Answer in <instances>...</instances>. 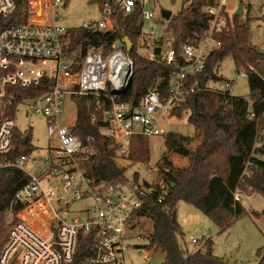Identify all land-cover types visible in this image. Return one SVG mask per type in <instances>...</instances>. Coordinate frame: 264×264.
Masks as SVG:
<instances>
[{"label": "built area", "instance_id": "1", "mask_svg": "<svg viewBox=\"0 0 264 264\" xmlns=\"http://www.w3.org/2000/svg\"><path fill=\"white\" fill-rule=\"evenodd\" d=\"M24 1L26 22L0 30V168L15 167L28 176V181L14 193L5 218L10 228L0 264H79L76 253L81 234L91 240L88 255L81 264H125L131 255L130 240L143 237L135 233L137 220L141 218L138 214L145 196L159 180L160 167L156 164L149 168L156 176L153 181L96 179L83 165L96 153L93 138L84 142L73 133V125L63 123L60 116L65 110V95L124 93L134 74V61L125 46L117 47L120 41H116L108 53L102 46H90L81 70L69 71L63 37L67 28L62 24L66 0ZM16 3L17 0H0V18L11 17ZM148 3L149 0H106L100 7V19L81 26L110 31L115 29L117 13H135L141 23L138 36L141 55L173 68L167 99L151 90L138 105L115 102L107 111L102 135L113 140L117 161L129 157L136 137H164L168 133L161 122L171 116L187 76L202 71L211 52L220 48L217 34H230L228 15L236 11L234 3L222 0L206 7L209 27L194 34L177 51L172 46L171 34L165 39L158 35V23L154 12L146 8ZM45 78L55 79L50 92L20 102L28 104L29 112L47 118L48 133L56 139L57 146L40 159L23 154L11 160L8 153L13 148L16 122L10 110L17 98L7 89L37 86ZM208 87L230 90L231 85L211 80ZM262 137L264 130L258 140ZM41 164L39 172L34 173ZM161 188L164 192L166 185L162 181ZM146 246L134 248L141 251Z\"/></svg>", "mask_w": 264, "mask_h": 264}, {"label": "trees", "instance_id": "2", "mask_svg": "<svg viewBox=\"0 0 264 264\" xmlns=\"http://www.w3.org/2000/svg\"><path fill=\"white\" fill-rule=\"evenodd\" d=\"M98 1L101 7L106 0ZM218 1L183 0L181 10L167 20L172 46L177 51L194 34H201L209 27L210 17L206 7L215 6ZM228 18L230 34H217L221 41L220 48L211 52L202 71L187 76L171 112V116L176 117L188 112V122L194 127V134H165L163 139L167 150L158 162L159 180L145 196L138 214L153 222L154 230L146 247L160 250L164 255V264H228L225 258L214 253L211 239L193 252L184 251L180 245L184 232L178 218L179 201L193 204L222 229H227L245 212L242 199H238L237 195L259 193L264 197V137L258 140L264 130V52L250 40L249 18L241 22V16L235 12ZM26 20L27 5L24 0H17L13 15L0 18V30ZM115 21V29L110 31L89 30L81 26L71 28L65 39L68 70L75 73L81 70L90 46H102L104 52L108 53L112 44L125 36L133 43L129 54L134 61V74L124 93L112 96L104 92L99 95L75 92L71 96L77 112L72 131L84 142L93 138L92 144L96 148V153L83 165L91 176L111 182L126 181L128 166L118 163L113 140L102 135V129L107 125V111L115 102L138 105L151 90L158 92L162 99H167L173 75L170 65L145 59L138 52L141 23L135 13H117ZM228 55L234 58L237 72L246 74L249 97L208 87L211 80L232 85L231 81L215 72L216 65ZM54 86L55 79L45 78L37 86L9 87L8 93L17 98L10 110L11 116L20 100L40 97ZM24 135L17 128L14 129L13 148L8 153L11 160L34 148L30 134L25 135L27 142H22ZM176 147L186 148L187 165H174L165 160ZM27 181L28 176L15 167L0 168V254L8 240L10 225L5 218L12 197ZM161 181L166 185L164 192ZM90 245L89 237L81 234L76 262L81 264V260L88 255ZM258 257L259 264H264V247L259 249Z\"/></svg>", "mask_w": 264, "mask_h": 264}, {"label": "rangeland", "instance_id": "3", "mask_svg": "<svg viewBox=\"0 0 264 264\" xmlns=\"http://www.w3.org/2000/svg\"><path fill=\"white\" fill-rule=\"evenodd\" d=\"M222 1L229 2L230 0ZM241 1L246 6L240 21L245 22L248 18L250 19V40L264 52V0H233L237 6ZM65 2L66 5L62 8V24L67 28L63 36L65 39L68 38L71 28L82 26L83 23L98 21L101 17L99 1L66 0ZM182 4L183 0H149L146 5L148 10L154 12L155 20L158 23L156 31L164 39L169 37L171 31L167 20L163 21V10H170L172 14H176L181 10ZM138 52L141 54L142 49L138 48ZM215 72L232 82L230 92L233 95L250 96L247 76L237 72L234 58L231 55L226 56L216 65ZM28 110V104L20 101L13 108L15 128L25 135L30 134V142L34 148L27 153V156L40 159L51 147L57 146V141L55 138H51L48 133L47 118L42 114L32 113ZM60 120L69 125H73L76 120V105L69 95H65V110L61 114ZM161 124L166 131L179 132L185 136H191L195 131L188 122V112L184 113L182 117L168 116L163 119ZM130 150L127 159H118L120 165L128 166L125 172L127 180L153 181L156 176L152 175L149 168L156 165L167 150L163 137H136L132 141ZM165 160L174 165H187L188 152L186 148L176 147L169 152ZM27 165H31V163L27 162ZM42 166L43 164L36 167L34 173L37 174ZM241 199L245 212L227 229H222L210 216L204 214L193 204L183 200L179 201L177 205L178 218L184 232V238L180 239V245L184 251L193 252L196 248L203 246L208 239H211L214 253L225 258L228 264H259L258 251L264 247V214H262L264 197L259 193H252L242 194ZM256 213L261 214L257 215ZM153 230L154 226L150 218L141 217L137 220L135 233L142 234L143 237L130 240L133 250L131 249V255L127 257L125 264H164V255L160 250L155 251L146 247L141 248L140 251L134 248L135 246L148 245ZM193 239L198 242L195 243Z\"/></svg>", "mask_w": 264, "mask_h": 264}, {"label": "water", "instance_id": "4", "mask_svg": "<svg viewBox=\"0 0 264 264\" xmlns=\"http://www.w3.org/2000/svg\"><path fill=\"white\" fill-rule=\"evenodd\" d=\"M98 1V0H96ZM235 14L238 16H243L244 15V4L240 3L235 11ZM163 17L165 18V20H169L172 16V11L170 10H163L162 12ZM117 47H122L125 46L126 50L128 53H130L132 51L133 48V43L130 40V38L128 36L123 37V39L117 43L116 45ZM27 136L23 137L22 142L25 144L27 142Z\"/></svg>", "mask_w": 264, "mask_h": 264}, {"label": "crops", "instance_id": "5", "mask_svg": "<svg viewBox=\"0 0 264 264\" xmlns=\"http://www.w3.org/2000/svg\"><path fill=\"white\" fill-rule=\"evenodd\" d=\"M230 2H232V4L234 3L233 0H230L229 3H230ZM241 3H242V2H241ZM243 4H244V3H243ZM234 5H235V8H234V9L236 10L238 6H237L235 3H234ZM244 10H245V5H244ZM195 250H197V248H196ZM195 250H194V251H195Z\"/></svg>", "mask_w": 264, "mask_h": 264}]
</instances>
